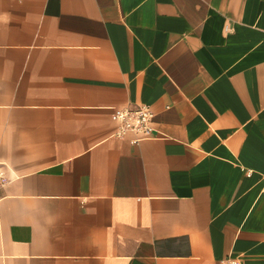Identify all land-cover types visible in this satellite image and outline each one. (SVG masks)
<instances>
[{"label":"crops","instance_id":"obj_1","mask_svg":"<svg viewBox=\"0 0 264 264\" xmlns=\"http://www.w3.org/2000/svg\"><path fill=\"white\" fill-rule=\"evenodd\" d=\"M0 170V264H264V0H0Z\"/></svg>","mask_w":264,"mask_h":264},{"label":"built area","instance_id":"obj_2","mask_svg":"<svg viewBox=\"0 0 264 264\" xmlns=\"http://www.w3.org/2000/svg\"><path fill=\"white\" fill-rule=\"evenodd\" d=\"M117 122L116 135L134 132V140L157 132L153 125V112L145 103H137L116 109L113 114ZM264 180V174H263ZM10 181L5 171L0 170V187ZM224 264H239L234 258H227Z\"/></svg>","mask_w":264,"mask_h":264}]
</instances>
